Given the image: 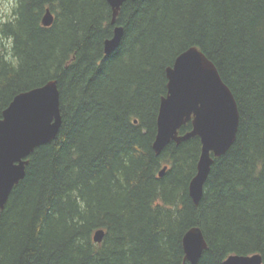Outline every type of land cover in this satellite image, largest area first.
Listing matches in <instances>:
<instances>
[{
  "label": "trees",
  "instance_id": "16d2710c",
  "mask_svg": "<svg viewBox=\"0 0 264 264\" xmlns=\"http://www.w3.org/2000/svg\"><path fill=\"white\" fill-rule=\"evenodd\" d=\"M11 13L0 15V117L16 93L56 79L62 121L0 209V264H189L192 226L207 243L197 264L232 253L264 264V0H126L114 24L107 0H15ZM115 25L120 42L105 54ZM190 46L239 111L197 205L188 184L199 137L152 148L165 69Z\"/></svg>",
  "mask_w": 264,
  "mask_h": 264
},
{
  "label": "water",
  "instance_id": "95a60500",
  "mask_svg": "<svg viewBox=\"0 0 264 264\" xmlns=\"http://www.w3.org/2000/svg\"><path fill=\"white\" fill-rule=\"evenodd\" d=\"M126 0H107L111 7V23L116 22ZM53 14L46 8L41 23L50 26ZM123 33L115 25L103 42V51L110 54ZM166 94L161 97L156 117V133L152 148L156 154L169 142L180 143L198 136L201 147L195 174L188 184V193L197 205L214 158L224 154L233 144L239 123V111L233 93L222 80L215 64L197 46L180 52L166 67ZM60 95L56 79L16 93L0 117V209L12 188L24 177L28 156L34 149L53 140L61 125ZM188 121L191 129L179 133ZM164 165L158 172L162 176ZM103 228L96 229L92 239L99 243ZM184 260L197 264L207 247L199 226L188 228L182 236ZM223 264H262L260 253L229 254Z\"/></svg>",
  "mask_w": 264,
  "mask_h": 264
},
{
  "label": "rangeland",
  "instance_id": "374dc122",
  "mask_svg": "<svg viewBox=\"0 0 264 264\" xmlns=\"http://www.w3.org/2000/svg\"><path fill=\"white\" fill-rule=\"evenodd\" d=\"M15 0H0V15L3 19H6L12 15L11 8L14 5ZM4 42L8 44V40L5 39Z\"/></svg>",
  "mask_w": 264,
  "mask_h": 264
},
{
  "label": "flooded vegetation",
  "instance_id": "af4514ba",
  "mask_svg": "<svg viewBox=\"0 0 264 264\" xmlns=\"http://www.w3.org/2000/svg\"><path fill=\"white\" fill-rule=\"evenodd\" d=\"M46 8H49V7H46ZM46 8H45V9H46ZM49 10L51 11V9H50V8H49ZM44 11H45V10H44ZM43 13H44V12H43ZM51 13H52V14H53V16H54V13H53L52 11H51ZM53 20H54V18H53Z\"/></svg>",
  "mask_w": 264,
  "mask_h": 264
}]
</instances>
